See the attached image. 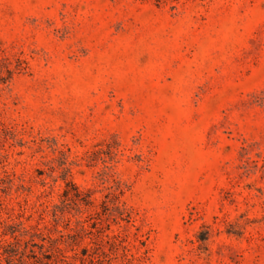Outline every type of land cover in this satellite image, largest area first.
<instances>
[{
    "label": "rangeland",
    "instance_id": "obj_1",
    "mask_svg": "<svg viewBox=\"0 0 264 264\" xmlns=\"http://www.w3.org/2000/svg\"><path fill=\"white\" fill-rule=\"evenodd\" d=\"M0 264H264V0H0Z\"/></svg>",
    "mask_w": 264,
    "mask_h": 264
}]
</instances>
